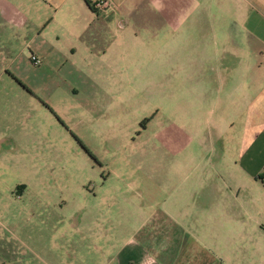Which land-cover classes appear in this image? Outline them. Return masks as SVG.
<instances>
[{
    "label": "rangeland",
    "instance_id": "1",
    "mask_svg": "<svg viewBox=\"0 0 264 264\" xmlns=\"http://www.w3.org/2000/svg\"><path fill=\"white\" fill-rule=\"evenodd\" d=\"M171 1L125 10L132 20L107 57L122 87L105 101L74 78L68 57L33 64L28 51L0 52V264H102L99 248L130 210L125 180L163 192L182 179V161L183 176L201 175L194 164L211 150L182 136V82L195 79L205 49L191 20L217 11ZM247 184L255 192L254 179ZM247 249L252 264L264 260L263 246Z\"/></svg>",
    "mask_w": 264,
    "mask_h": 264
},
{
    "label": "crops",
    "instance_id": "2",
    "mask_svg": "<svg viewBox=\"0 0 264 264\" xmlns=\"http://www.w3.org/2000/svg\"><path fill=\"white\" fill-rule=\"evenodd\" d=\"M154 1L107 0L94 12L85 0H0V52L68 57L74 78L105 101L107 89L112 96L122 87L119 65L107 57L117 53L131 19L125 10ZM195 6L222 13L191 20L205 49L195 79L182 82V136L193 138L194 148L208 146L211 159L194 164L197 177L183 176L189 163L182 161V179L167 181L163 192L155 182L148 190L125 180L130 194L121 199L130 210L119 212L124 221L115 241L99 248L102 264H252L244 252L264 247V175L256 178L264 170V0H240L232 9L223 0ZM250 179L255 192L248 191Z\"/></svg>",
    "mask_w": 264,
    "mask_h": 264
},
{
    "label": "built area",
    "instance_id": "3",
    "mask_svg": "<svg viewBox=\"0 0 264 264\" xmlns=\"http://www.w3.org/2000/svg\"><path fill=\"white\" fill-rule=\"evenodd\" d=\"M93 6L98 10L99 8H104L107 6V0H94L93 1ZM33 64H39L41 62V60L39 59V57H37L34 54H31L30 56Z\"/></svg>",
    "mask_w": 264,
    "mask_h": 264
},
{
    "label": "trees",
    "instance_id": "4",
    "mask_svg": "<svg viewBox=\"0 0 264 264\" xmlns=\"http://www.w3.org/2000/svg\"><path fill=\"white\" fill-rule=\"evenodd\" d=\"M85 1H86V3L88 4V6L90 7V9H91L92 11H94V12L97 11V9L93 6V1H91V0H85ZM263 175H264V170H263L262 172L258 173V174L256 175V178H257V179H263Z\"/></svg>",
    "mask_w": 264,
    "mask_h": 264
}]
</instances>
